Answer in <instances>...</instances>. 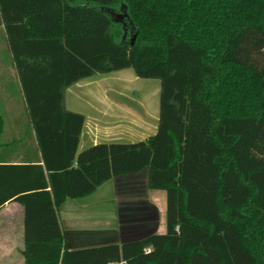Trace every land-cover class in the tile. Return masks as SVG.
Listing matches in <instances>:
<instances>
[{
    "label": "trees",
    "instance_id": "16d2710c",
    "mask_svg": "<svg viewBox=\"0 0 264 264\" xmlns=\"http://www.w3.org/2000/svg\"><path fill=\"white\" fill-rule=\"evenodd\" d=\"M0 27L41 152L0 163V209L25 206L26 264H264V0H0ZM128 68L161 80L157 132L79 152L67 89ZM3 132L0 113V148ZM146 168L167 193L164 233L64 246L60 205Z\"/></svg>",
    "mask_w": 264,
    "mask_h": 264
},
{
    "label": "crops",
    "instance_id": "0c3cea01",
    "mask_svg": "<svg viewBox=\"0 0 264 264\" xmlns=\"http://www.w3.org/2000/svg\"><path fill=\"white\" fill-rule=\"evenodd\" d=\"M65 106L68 110L82 113L86 117L79 148L84 136L92 137L100 132L123 133L127 129L131 131L135 128L138 130L139 124L130 127L133 119H129L127 125L119 121L117 123L122 127L117 126L112 129L111 126H108L110 123L105 120V117H101L100 113V115H90L76 108H68L67 91ZM26 113L31 140L21 142L17 138H13L11 141L2 139L0 148V163L2 164H31L35 163L37 155L41 157L27 108ZM153 129L147 127V131L151 132ZM95 144L94 142L93 145ZM141 172L135 173V175H139ZM18 174L13 185L17 188L27 186V179ZM128 175L115 177L101 185L96 192L85 197L68 199L60 205L58 214L64 231V246L66 248L75 250L109 244L121 245L144 239L148 232L156 228H158V233L166 231L167 193L166 202H164L163 195L159 192L164 190L149 187L148 169L146 177L143 176L141 179L150 188L149 191L143 194L137 192L125 199L119 194L120 190L118 189V195H116L117 186L120 189L124 186L120 187L117 183L113 184L112 182ZM141 179H138V183ZM127 190L129 191L128 188ZM25 249V206L20 201L11 199L0 209V264H26Z\"/></svg>",
    "mask_w": 264,
    "mask_h": 264
},
{
    "label": "rangeland",
    "instance_id": "374dc122",
    "mask_svg": "<svg viewBox=\"0 0 264 264\" xmlns=\"http://www.w3.org/2000/svg\"><path fill=\"white\" fill-rule=\"evenodd\" d=\"M3 29L0 27V113L4 118V132L2 139L11 141L17 138L19 141H30L28 128V116L26 105L17 78L16 70L11 60V55L4 41ZM161 80L156 78L139 77L131 68L114 71L108 74L84 79L67 90L68 108H76L85 114H101L109 122L112 129L122 127L117 122L127 125L129 119L131 128L139 124L138 130L128 129L123 132L110 134L98 133L92 137L84 136L79 152L98 143H133L143 141L157 132L160 118ZM100 113V114H99ZM126 127V126H125ZM153 129V131H147ZM148 169L139 175H128L114 180L117 185L116 195H122L127 199L131 195L141 192L146 193L150 188L143 181ZM138 179H141L138 183ZM146 180V178H145ZM144 185V186H143ZM129 189V191L126 189ZM137 188V189H135ZM134 191V192H133ZM162 193L166 202V192ZM100 194V193H99ZM141 194V195H142ZM158 228L151 230L145 237L158 233Z\"/></svg>",
    "mask_w": 264,
    "mask_h": 264
},
{
    "label": "water",
    "instance_id": "95a60500",
    "mask_svg": "<svg viewBox=\"0 0 264 264\" xmlns=\"http://www.w3.org/2000/svg\"><path fill=\"white\" fill-rule=\"evenodd\" d=\"M111 12H112V15H113L116 19L123 21L124 24H127L126 14H125L124 12H121V11H111ZM132 39H133V42H134L135 39H136V35H134V36L132 37ZM147 169H149V168H147Z\"/></svg>",
    "mask_w": 264,
    "mask_h": 264
}]
</instances>
